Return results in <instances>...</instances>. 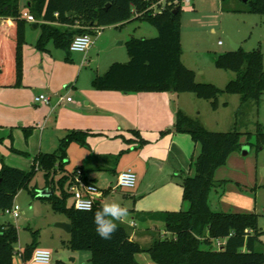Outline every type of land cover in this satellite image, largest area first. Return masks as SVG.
Wrapping results in <instances>:
<instances>
[{"label": "trees", "instance_id": "1", "mask_svg": "<svg viewBox=\"0 0 264 264\" xmlns=\"http://www.w3.org/2000/svg\"><path fill=\"white\" fill-rule=\"evenodd\" d=\"M157 1L31 0L27 11L37 20L33 25L42 30L37 42L40 51H46L47 44L52 42L56 48L69 53L76 36L94 35L95 28L135 20L148 21L156 27L157 37L132 38L127 42L130 60L127 63L115 62L105 74L97 76L92 82L97 90L194 93L198 99L209 101L213 110L219 109L222 94L239 95L240 108L250 102L261 101L264 96V53L261 46L252 51L241 47L238 51L231 50L216 58L217 68L236 74V78L223 89L212 83L198 82L196 73L182 60V5L167 4L163 11L157 13L147 11ZM248 4L247 12L264 15V0H248ZM177 8L179 11L175 14ZM0 18L13 21L10 31H0V87L20 88L24 79L23 46L28 23L22 17L20 0H0ZM132 131L140 139V133ZM170 132L190 135L200 147V152L196 159L194 156L191 158L190 166L195 174H180L183 200L189 205L188 209L148 215L149 219L164 223L169 235L154 237L148 247L132 240L127 227L117 222L118 228L112 238L101 239L93 222L94 213L103 206L100 202L91 211H79L74 203L68 205L72 196L69 186L78 171H81L85 182H91L84 167H78L59 179L60 195L54 193L49 198H42L35 193L33 197L49 202L54 212L67 217L72 225L67 245L73 250L90 251L91 264H140L136 256L141 252L148 253L156 264H264V252L257 250L260 236L264 234L259 225L260 215L216 212L209 205L210 192L216 186L214 173L226 164L233 152L240 150L243 133L236 129L229 132L209 131L199 117H191L182 110L177 111ZM24 133L28 139L32 128H24ZM89 135L88 131H71L61 140L55 153H39L33 159L30 171L3 163L0 170V211L13 207L18 193L28 187L38 170L45 171L48 186L54 184V175L66 170L69 146L74 142L87 145ZM255 136L254 146L259 149L264 145V129L260 125ZM38 237L39 233L33 232V242L22 251L24 263L32 260L39 246ZM217 240H226L221 250L217 247ZM18 242L17 227L10 222L0 224V264H14Z\"/></svg>", "mask_w": 264, "mask_h": 264}, {"label": "rangeland", "instance_id": "2", "mask_svg": "<svg viewBox=\"0 0 264 264\" xmlns=\"http://www.w3.org/2000/svg\"><path fill=\"white\" fill-rule=\"evenodd\" d=\"M30 1L20 0L22 13L27 11ZM248 6V2L244 0H194L191 6H182L183 59L185 65L194 70L197 78L203 80L201 82L212 83L223 89L236 78L234 72L219 69L215 65L219 55L232 50V44L240 45L245 51H252L261 46L264 53V15L247 12ZM101 28L100 35H92L95 42L93 48L85 53L71 51L68 53L63 49L56 48L52 42L47 44L46 51H40L37 48V42L42 30L41 28L35 29L33 23L28 22L26 42L23 46V85L20 88L0 87V124H19L17 120L24 118V120L32 122L27 126H36L42 130L52 116V122L49 124V130L52 132L51 127L55 125V116L59 112L58 102L61 97L70 96L76 104L78 97L83 95L80 100L82 105L87 107L86 102L89 99L93 100V95H104V92L93 87V80L97 76L105 74L113 63H127L130 60L127 42L132 38L150 39L158 36L156 27L148 21L141 20ZM220 42L223 45H220ZM142 93L130 95H181L180 105L182 107L180 109L182 111H184L182 108L187 109L192 114L189 115L184 111L187 115L203 120L202 122L205 123L209 131L229 132L236 129L243 133L240 139L242 144L240 150L233 152L226 164L218 167L214 173V182L220 187L218 194L215 193L216 186L210 192V195L214 197L211 204L213 208H219L218 206L221 204L232 205V203H237L235 200H245L239 193L252 194L251 197L255 200L257 193L259 225L264 230V145L259 149L254 146L258 126L260 125L264 129V96L259 103L250 102L240 108L239 95L222 94L219 97V109L213 110L209 101L198 99L194 93ZM40 95L50 97L51 103L47 105L37 102L36 97ZM129 105V108L122 109V116L112 117L102 113L101 125H99L101 127L99 128L105 129L90 133L87 138L89 144L82 145L75 142L71 144L72 148H68V161L65 162L66 170L54 175V184L48 186L45 171L38 170L35 173L28 187L22 189L16 197L15 203L20 206L19 218L0 211V224L10 222L19 231V242L15 245L14 264H31V261L27 263L22 261L19 251L22 252L27 245L33 242V232L39 233L38 248L51 251V264H91L92 253L90 251L73 250L67 245L70 234L58 226L59 223L67 220V217L54 212L49 202L33 197L35 193L44 190L53 191L57 196L60 195L62 188L59 179L68 172H74L78 167L88 169V173L93 176L97 175L99 177L98 184L102 185L103 189L110 190L103 196L102 205L116 202L127 207L129 214L126 222H130L132 210L136 208L132 198L134 190L118 187L116 179L110 171L102 169L91 171L89 159L97 157L103 164L109 165L111 168L116 166L122 168L140 153L144 154L143 158L145 159L153 156L164 160L169 159L171 162L175 149L169 151L167 138H162L159 142L154 140L153 144H146L143 140H138L125 123V120L135 119L132 113L127 117V111L136 106L135 103ZM52 108L55 110L53 113H51ZM154 114L156 115L153 118L154 121L162 119L161 111L154 112ZM139 120L146 124V118L143 116ZM154 121L152 120L151 123L153 124ZM49 130L46 131L47 135ZM159 135L163 137L161 133ZM192 145H195L194 159H196L200 147L194 142ZM244 150H248L247 155H244ZM92 152H94V156L91 154ZM13 159H21L22 162L28 160L24 156L20 158L15 156ZM33 159L24 163L25 165H20L26 166L23 171L31 170ZM1 163L3 164L2 161H0ZM164 169V171H169V166H165ZM133 170L138 174L136 168ZM194 174V168L189 166L183 176H193ZM179 175L177 182L181 183L182 178ZM222 194V197L225 198L224 203L219 202ZM73 202L74 199L71 196L68 199V205L71 206ZM188 207L187 204L186 210ZM228 213H235V211H228ZM154 224L159 226L161 232L163 231L161 222ZM146 226L139 220V229L146 230ZM151 228L152 235L156 237L169 236L166 233L160 235L161 232L155 226H151ZM257 250L264 252V234L260 236ZM138 255L144 257L149 254L141 252Z\"/></svg>", "mask_w": 264, "mask_h": 264}, {"label": "crops", "instance_id": "3", "mask_svg": "<svg viewBox=\"0 0 264 264\" xmlns=\"http://www.w3.org/2000/svg\"><path fill=\"white\" fill-rule=\"evenodd\" d=\"M12 27L13 21L10 18H0V31L8 32L12 29ZM94 44L92 46H94ZM92 46L90 47V50L93 48ZM182 60L185 64L183 56ZM196 80L198 82L203 81L199 80L197 76ZM101 92H104V95H93L94 99H89L86 102L87 107L82 105L81 96L83 95L78 97V102H76V104L70 96H67L66 98L64 97L65 100L63 102H58L59 112L57 113V116H55V125L51 127L53 130L52 132L49 130V124L53 119L52 116L49 118L42 130H39L36 126H27L31 125L30 123L32 122H29V120L26 121L24 118H19L17 120V123L19 124H0V156L5 165L25 170L26 166L22 167L20 165H25L24 163L32 161V159L39 153H55L59 148L61 140L71 131L80 130L88 131L89 133L102 131L105 129L99 128L101 127L99 125H101L102 113L103 115L112 117L122 116V109L129 108V104L135 103L136 106L127 111V117L130 113H132L135 119L125 120L126 126L131 131H138L140 133V139L137 137L138 140L141 141L142 139L146 144H153L154 140L159 142L162 138H167L166 142L169 143V151H174L175 149L171 162H169V159L164 160L163 158L153 156L145 159L143 158L144 154L142 153L135 156L126 166H123L122 168L119 166L111 168V166L103 164L97 157H91L89 161L91 163V171H99L102 169L103 171L112 172L116 179V184L118 182L119 174L123 171L127 169L133 170V168L138 170V174L136 173L137 185L134 189H132L134 190L132 198L134 199L136 208H133L132 210L133 212L130 222L118 221V223L127 227L132 240L139 242L144 247H148L152 243L153 238L156 237L155 235H152L153 231L151 226H155L156 229L161 232L159 226L154 224L159 223V221L157 222L149 219L148 215L160 212H178L186 210L187 203L183 200V188L177 181L178 175L182 173L185 174L189 168L191 158L195 154V145H192L193 142L190 135L170 132L174 126L177 110H181L180 108L182 107L180 105L181 95H130L132 93H123L118 91ZM17 96L21 97L22 95ZM67 98H71L72 101L68 102L66 100ZM97 99L102 102H99ZM182 109L189 115H192L187 109ZM51 111V113H53V111H55L54 108H52ZM157 111L162 112V119L154 121L153 118L156 116L154 112ZM198 114L200 115V112H198ZM142 116L146 118V124H143L144 122L142 121L140 122L139 119ZM152 120L154 121L153 124L151 123ZM112 121L115 122L114 120ZM202 123L207 128L205 123ZM24 128H32V134L28 139L25 138ZM47 130L50 131L48 135L46 133ZM144 133L148 134L145 135ZM160 133L163 137H160ZM87 144H89L88 139ZM69 148H72V145H70ZM12 149L25 153L26 156L17 154L13 152ZM243 153L244 155H247L248 150H244ZM91 154L93 156L95 155L94 152ZM15 156L16 158L24 156V158H28V160L26 159V161L22 162L21 159H13ZM10 161H13L15 164ZM165 166H169V171H164ZM1 168L2 163L0 164V170ZM85 171L87 172V178L93 182L102 191L103 196H105V192L110 190H105L102 185L98 184L99 177L97 175L93 176L88 173V169L86 168ZM68 174L70 173L68 172ZM219 187L220 185H216V194L219 193ZM237 192L239 193V191ZM239 195L245 200H235L237 203H232V205L221 204L218 206L219 208L212 207L211 201L214 197L209 195L210 208L216 212L228 213V211H235V213H239L237 211H247L244 213L251 212L260 215L257 212V208L259 206L257 193L255 194V200L251 197L252 194L245 195L244 193H239ZM222 196L223 194L221 195L219 202L224 203L225 198ZM102 198L100 200L101 204L103 201ZM139 220L147 225L145 228L146 230L138 228ZM63 222L70 223L68 219ZM162 225L163 231L160 235L166 233L164 223H162ZM142 256L143 255L136 256V260L140 264H156L153 262L150 255H146L144 257Z\"/></svg>", "mask_w": 264, "mask_h": 264}, {"label": "built area", "instance_id": "4", "mask_svg": "<svg viewBox=\"0 0 264 264\" xmlns=\"http://www.w3.org/2000/svg\"><path fill=\"white\" fill-rule=\"evenodd\" d=\"M194 0H158L156 3H153L147 11H153L154 13L161 12L166 7L167 4H175L182 6H191ZM22 17L29 23H36L37 20L35 17L30 14L28 11L22 13ZM102 28H95V35L101 34ZM94 44L93 36L90 34L78 35L74 38L70 51L85 53L90 47ZM222 45V42L219 43ZM65 100L64 97L60 98V102ZM68 102H71V98L66 99ZM37 102H43L45 104L51 103V98L45 95H40L36 98ZM119 187L134 189L137 185V175L132 169H127L119 174L118 182ZM69 192L72 194L74 199V207L79 211H91L97 202H100L103 193L102 191L93 183L85 182L82 178L81 171H78L74 177L73 183L69 186ZM89 205L91 210H88ZM7 215L13 216L14 218L20 217V206L14 204L12 208L5 210L4 212ZM226 240H217L218 249H222L225 245ZM22 252L19 251V257H21ZM52 262V253L48 249L37 248L33 254L31 264H51Z\"/></svg>", "mask_w": 264, "mask_h": 264}, {"label": "clouds", "instance_id": "5", "mask_svg": "<svg viewBox=\"0 0 264 264\" xmlns=\"http://www.w3.org/2000/svg\"><path fill=\"white\" fill-rule=\"evenodd\" d=\"M88 210H91L89 205ZM128 208L121 206L116 202L104 203L100 210H97L93 216V222L96 225L97 235L101 239L109 240L117 231V221L125 222L128 217Z\"/></svg>", "mask_w": 264, "mask_h": 264}, {"label": "water", "instance_id": "6", "mask_svg": "<svg viewBox=\"0 0 264 264\" xmlns=\"http://www.w3.org/2000/svg\"><path fill=\"white\" fill-rule=\"evenodd\" d=\"M245 2H248V0H244ZM179 11V8H177L174 13L177 14ZM33 27L35 29L38 28V26L36 24L33 25ZM241 48L240 45H237V44H232V50L233 51H238L239 49ZM54 194L53 191H50V190H44L42 192L39 193V196L42 197V198H49L51 197L52 195ZM58 226L62 229H64L65 231H67L69 234H71L72 232V225L71 223H66V222H62V223H59Z\"/></svg>", "mask_w": 264, "mask_h": 264}]
</instances>
